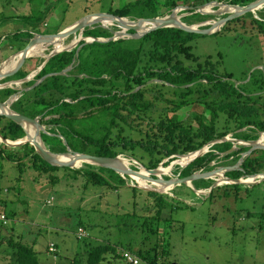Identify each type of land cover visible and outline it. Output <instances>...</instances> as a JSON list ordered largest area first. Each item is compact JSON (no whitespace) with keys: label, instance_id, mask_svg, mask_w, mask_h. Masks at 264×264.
I'll return each instance as SVG.
<instances>
[{"label":"trees","instance_id":"16d2710c","mask_svg":"<svg viewBox=\"0 0 264 264\" xmlns=\"http://www.w3.org/2000/svg\"><path fill=\"white\" fill-rule=\"evenodd\" d=\"M253 1L128 0L117 9H109V12L103 13L135 21L164 17L179 7H197L212 2L246 6ZM48 12L49 10L38 11L34 16L21 17L31 20L30 26L35 32L41 27ZM186 12L197 20L207 17L196 14L193 10ZM245 16L257 26L259 34L264 33V19L257 20L251 13L241 17ZM6 19L8 17H2L0 22ZM227 25L228 22L220 32L227 29ZM62 30L65 29H58L54 34ZM128 33L133 34V31ZM201 36L204 35L177 28H163L139 39L94 41L87 44L80 41L70 52H61L47 61L35 79L38 81L47 75L53 76L45 78L34 88L29 89L35 84L34 81H29L23 83L28 91L1 89L0 104L11 101L10 110L30 119L38 118L44 129L40 133L41 141L45 149L52 153H65L69 148L71 152L98 157L114 158L128 154L132 160H141L143 163H139L148 170L156 169L165 159L168 162L163 167H167L178 160L177 156L198 151L209 142L227 136L242 141L257 140L264 133V70L260 78L252 82L255 89L237 85L231 81L230 74L218 71L219 61L213 62V57L210 56L201 61L194 55L191 43ZM24 37L29 36H10L16 41ZM82 37L109 39L113 37V32L93 26L85 28ZM33 47L44 48L43 45ZM46 50L48 48L43 51ZM20 51L22 48L18 50ZM43 61L26 59L14 75L1 83L25 79ZM29 62L36 64L31 70L27 68ZM68 68L70 69L64 75H55ZM166 94H170L172 98H167ZM184 109L186 111L182 112ZM0 136L16 141L24 138L25 132L19 125L0 117ZM52 138L56 140L55 145L48 144ZM232 147L230 142L211 146L206 154L185 168H179L177 176L187 177L196 172L210 171L214 168L210 164L217 161L220 155H223L226 162L231 160L234 166L248 148L237 146L235 151L225 154ZM0 159L19 169L25 165L37 172L49 174L53 183L58 179L53 174L61 170L74 180L81 178L84 188L105 187L109 192H119L120 188L129 187L126 182L128 177L123 178L101 167L88 164H81L80 168L51 166L29 144L11 147L0 143ZM253 175H264L262 150H256L243 158L239 169L227 171L224 177L234 181ZM262 182L264 181L259 183ZM211 183V180L202 179L192 184L196 190H200L209 188ZM238 185L242 184L229 186L238 189ZM129 189L135 194L139 192L148 196L151 202L142 204L140 216L130 212L118 215L119 221L124 225L123 228L117 227L118 235L133 233L137 228L142 234L156 236L159 232L158 224L162 222V215L168 208L167 204L173 209L172 202L168 203L170 197L137 187ZM0 204L3 205V201L0 200ZM78 225L97 228V224L85 225L80 222ZM0 226L4 227L2 223ZM87 238L78 240L84 243L85 249L68 264H102L109 258L121 261L120 250L136 255L141 264H167V257L170 256L169 242H164L161 237L156 239L152 248L146 250L142 246L133 250L132 242L121 244L117 238L113 243L108 241L89 246ZM119 247L122 248L119 250ZM5 251L7 255L0 257L8 264H40L33 247L21 240L9 238Z\"/></svg>","mask_w":264,"mask_h":264},{"label":"rangeland","instance_id":"374dc122","mask_svg":"<svg viewBox=\"0 0 264 264\" xmlns=\"http://www.w3.org/2000/svg\"><path fill=\"white\" fill-rule=\"evenodd\" d=\"M127 1L0 0V19L8 17L6 21L0 22V65L11 57V54L14 55L20 48H25L38 36L54 34L56 30L65 29L87 15L109 12V9L115 10ZM207 7H211L212 12L220 14L208 16L200 14L207 17L197 20L191 17V13L179 10L176 16L178 15L177 17L186 26L197 27L211 23L200 27V29H208L209 26L217 24L232 14L220 12L221 6ZM46 10L49 12L46 13L45 20L35 32L30 26L31 20L21 17H31L38 11ZM251 14L253 18L263 20L264 6ZM93 26L101 27V24ZM213 27L218 33L193 40L191 46L194 55L201 61L208 56L213 57V62L219 61V72L230 74L231 81L237 85L250 90L255 89L252 82L260 78L264 70V33L257 32V26L250 22L248 16L229 21L227 29L222 32H220L222 26ZM101 28L110 29L113 35L121 32V28L114 24ZM125 32L126 34L122 37L128 39L129 31ZM12 35H28L29 37L16 41L10 38ZM74 36L66 38V43L71 42ZM36 45L47 46L48 52L52 50L50 41ZM33 64L36 65L34 62ZM29 81L37 83L35 76ZM12 89L25 90L26 88L20 84ZM166 97L172 98L170 94H166ZM184 111L186 109L182 112ZM55 141L52 138L48 144L55 145ZM127 155L121 156L120 160L124 165L137 171L136 167L139 169V164L143 162L138 159V162L134 160L137 163L132 162ZM164 162L167 163L168 159ZM231 162V160L224 161L223 155H220L217 161L210 164V167H214L210 171H217L219 179H206L212 182L209 188L214 183H218L219 186L211 190L200 189L203 191L202 195L196 194L193 184L192 188L187 185L163 188V183L153 182L148 178L133 179L145 187L160 189L162 194L170 197L168 203L172 202L173 209L171 210L170 204H167L168 208L162 218L168 221L162 219V222L158 224L159 232L156 236L142 234L137 228L133 233H122V236H119L117 227L123 228L124 225L119 221L118 215L130 212L140 216L142 204L151 202L148 196L136 191L135 194L129 189L135 185L133 180L125 178L128 188L122 187L119 192H109L105 187L84 188L81 178L74 180L71 175H66V172L61 170L53 174L58 178L53 183L50 181L49 174L37 172L25 165L19 169L0 159V200L3 201V205L0 204V215L3 213L8 219L7 226H0V255L3 257L7 255L6 243L9 238H12L32 246L40 264H68L85 249L84 243L78 241L81 239L76 237L78 224L81 222L85 225L97 224L95 229L80 226L88 237L86 240L89 246L108 241L113 243L117 238L121 244L132 242L133 250H137L140 246L146 250L152 248L156 239L161 237L164 242L166 240L169 242L170 256L167 257V264H264V217H262L264 182L257 184L258 179H255L256 184L238 185V189L226 186L220 178L222 175L220 171L233 167ZM80 167L81 165L76 166V168ZM179 168L177 164H173L170 171L160 177L164 180L175 178L180 171ZM165 169L164 167L161 171ZM134 226H136L135 223ZM50 244L57 247V253L54 255L48 252ZM121 248L119 247V250ZM0 264L8 263L0 257ZM102 264L123 263L117 258H109Z\"/></svg>","mask_w":264,"mask_h":264},{"label":"water","instance_id":"95a60500","mask_svg":"<svg viewBox=\"0 0 264 264\" xmlns=\"http://www.w3.org/2000/svg\"><path fill=\"white\" fill-rule=\"evenodd\" d=\"M212 6V7H217V6H224V7H230V8H236V10H238V12L233 13V14H229L227 16V18L221 20L220 22L217 23L218 26H223L225 25L227 22L234 20L238 17H241L245 14L248 13H254L257 9H259L260 7L264 6V0H255L253 2H251L250 4L246 5V6H232V5H228V4H223V3H217V2H212V3H208L205 5H201V6H197V7H179L176 8L174 10H172V12L169 15H166L164 17H157V18H148V19H138L135 21H129L126 18H120L118 16H114L112 14H108V13H95V14H91V15H87L84 18L80 19L79 21L75 22L73 27L74 30H68L69 27L65 28V30H62L56 34H51V35H40L38 36V38H35L33 40H31L27 46L25 48L22 49V51H20V53L22 54V56L19 59V62L17 64L16 67L8 70V71H1L2 65L4 63H6L8 61V59L10 57H8L5 61H3V63L0 65V81L5 80L8 77H11L12 75H14L23 65V63L25 62L26 59L31 58L27 56V52L28 50H30V48H32V46L36 45L37 43H44L46 41L49 40H54L57 37H65L68 38L69 36L75 34L76 32L79 31L80 36L82 37V32L83 30H85V28H89L92 27L94 24H101V23H87L84 24L82 22L89 20L90 17L92 16H98V17H107L109 18L114 25H116L118 28H121V32L118 33H114L113 37L109 38V39H93V38H84L82 37L80 41H84L86 44L87 43H92L94 41L97 42H109V41H116L118 39H125L124 37H122L123 35L126 34V32H124L122 29L126 28V31H133V34H129V38L131 39H139L141 37H143L144 35H146L147 33H150L154 30H158V29H163V28H177L179 30L188 32V33H194V34H199V35H204V36H208V35H212L217 33V31H214V25L213 26H209L208 29H200V27L203 26H207V25H202V26H186L185 24H183L181 21H174L171 19L174 14L176 15V12L179 10H184V11H192L196 14H206L208 15H216V14H220L218 12H210V13H203L200 12V10H202L204 7L207 6ZM178 16V15H177ZM157 23L156 26L154 27H149L146 30H144L142 33H138V31L136 30V28L132 25L129 26H125V23H132V24H140V23ZM70 25V27L72 26ZM216 25V24H215ZM101 27H104V25L101 24ZM68 30V31H66ZM88 39L90 41H88ZM77 47V46H76ZM74 47V48H76ZM54 48V47H53ZM52 48V49H53ZM74 48H69L63 51H52L50 52L49 56L47 58H45V60L43 61V63H41V65L39 67L36 68V70L32 73H30L25 79L23 80H19V81H11V82H5L0 84V90L1 89H6L5 86L10 85V84H14V83H26L27 81H29L30 77L32 75H36L38 74L42 68L45 66V64L47 63V61L52 58L53 56L61 53V52H70L71 50H73ZM70 68L57 73L55 75H64ZM53 76V74L51 75H47L43 78H41L40 80L37 81V83H35L31 88H34L36 85H38L42 80H44L47 77ZM12 88V87H11ZM28 89V90H29ZM28 90H22V91H28ZM11 101H7L3 104H0V117H4L12 122H14L15 124L19 125L25 132V137L16 141H9L5 138H3L2 136H0V142L7 145V146H11V147H17V146H22L25 144H29L34 148V151L36 154L39 155V157L45 161L47 164L51 165V166H56V167H62V168H76V163H79V165L81 164H88L91 166H96V167H101L104 169H108L111 170L113 172H115L116 174L120 175L121 177H128L129 179L133 180L132 176L138 177V178H148V180L153 181V182H161L164 183L167 187H171L174 188L176 186L179 185H187L189 187L192 188V183L194 181L197 180H206V179H214V180H218V176H217V171H210V172H205V173H201V172H196L193 173L190 176L187 177H175V178H169L168 180H164L160 177V170L163 167L164 163L166 162H162L159 164V166L156 169L153 170H148L146 168H144L141 164H139V167L142 168L144 170L145 173L149 174L147 177L142 176L141 172H140V168L136 170H132L130 167H128V165H124L121 164L120 159L122 158L121 156H116L114 158H109V157H98V156H91V155H87V154H80V153H76V152H71V150L69 148H67V151L65 153H59V154H55L52 153L48 150L45 149L42 141H41V137H40V133L44 131L43 127L39 124L38 122V118L35 119H30L26 116H23L21 114H18L12 110H10V106L9 103ZM33 129V134L30 133V130ZM262 136H264V133L260 134L259 138L255 141H242V140H236V139H232L229 136L224 137L220 140H214L212 142H209L207 145H205L202 149L189 153L187 155H180L177 156V159H183V158H189V161L185 163L184 166L177 164L181 169L185 168L186 166H188L190 163H192L194 160H196L197 158L203 156L204 154H206L209 151V148L215 144H220L223 142H230L233 147L230 149V151H228L225 154H229L232 153L233 151L236 150L237 146H243V147H247L248 151L244 154L241 155V158L239 159V161L233 166V167H229V168H225L223 171H220L222 173V178H224V182L228 185H235V184H243V185H254L256 184L255 179H261L260 181H256L257 184L261 181H264V175H253V176H249L246 179H240V180H234V181H229L228 179H226L224 177V174L227 171H232V170H236L239 169V166L242 162L243 158L248 157L252 152L256 151V150H262L264 151V137L262 138ZM61 157H68L67 161H63L61 160ZM127 160V159H126ZM178 160L171 162L167 168H172V165L175 164ZM132 162H135L134 160L131 159ZM137 163V162H135ZM129 164V163H128ZM166 168V167H165ZM249 179H252V181H248ZM134 181V180H133ZM135 182V181H134ZM219 186L218 183H214L212 185L211 188H209V190H211L212 188ZM131 187H137L138 189L144 190V191H151V192H156V193H163L155 188H145L142 187L140 185H138L135 182V185L131 186ZM195 192L197 195H202L203 191L202 190H196Z\"/></svg>","mask_w":264,"mask_h":264},{"label":"bare ground","instance_id":"6f19581e","mask_svg":"<svg viewBox=\"0 0 264 264\" xmlns=\"http://www.w3.org/2000/svg\"><path fill=\"white\" fill-rule=\"evenodd\" d=\"M221 8H222V10H220V12H228V13H232V14L238 12V10H236V8L223 7V6H221ZM201 12L210 13V12H212V9H211V7H205ZM171 19L173 20V22L174 21H180V19L176 15H174ZM92 22L101 23L104 26H112L113 25V22L109 18H107V17H98V16H92V17L89 18V20H86V21H84L82 23L87 24V23H92ZM125 24H126L125 26H129V25L134 26L136 28V30L138 31V33H142L147 28L154 27V26L157 25L156 22L155 23H144V22H142V23H140L138 25L137 24H132V23H125ZM208 24H211V23H206L204 25H208ZM73 26L74 25H72L71 27L69 26L68 30H70V31L74 30V28H76V27H73ZM216 26H217V24H216ZM68 30H66V31H68ZM122 30L125 32L126 28H123ZM73 36L75 38L71 42H69L68 44L65 41L66 40L65 37H57L54 40H49L52 43V48L54 47L49 52H48V50L43 51V50H45V48H48V47H44V48H38V47L30 48V50H28V52H27V56L28 57H38L40 59L45 60V58H47L49 56L50 52H52L53 50L54 51H63V50L69 49V48L70 49L74 48V47H76L79 44L78 42L81 40L82 37L80 36L79 31L76 32L75 34H73ZM88 41H90V40H88ZM21 56H22V54L20 52H17L14 55H12L8 59V61L2 65L1 71H8V70L16 67ZM40 64H41V62H40ZM34 76H36V75H32L30 77V79H32ZM20 84H23V83L22 82L14 83V84L7 85L5 87L6 88H11V87H14V86H18ZM30 133L33 134V129L30 130ZM61 160L67 161L68 157H61ZM188 161H189V158H183V159H180V162H177L175 164H180V165L184 166L185 163L188 162ZM120 162H121V164H123L121 160H120ZM169 171H170V167L169 168L166 167L165 171H161L160 170V175L166 174ZM140 172H141L142 176L143 175H149V174L145 173L143 169H140ZM132 178L136 179L137 177L132 176ZM220 178L224 182V179L222 178V175L220 176ZM248 181H252V179H249ZM136 183L138 185L142 186V187H145L142 184H140L139 182H136ZM162 187L164 188V187H167V186L163 183ZM145 188H149V187H145ZM157 190L161 191L160 189H157Z\"/></svg>","mask_w":264,"mask_h":264},{"label":"built area","instance_id":"2783aa9c","mask_svg":"<svg viewBox=\"0 0 264 264\" xmlns=\"http://www.w3.org/2000/svg\"><path fill=\"white\" fill-rule=\"evenodd\" d=\"M0 221L4 226L8 224V219L6 218L5 214L2 213L0 215ZM76 237L77 239H82L86 237V233L83 228L79 227L77 229ZM48 251L54 254L57 252V249L55 248V246H53V244H50ZM119 255L121 256L120 259L123 264H141L142 263L141 260L136 255L129 253L128 251L120 250Z\"/></svg>","mask_w":264,"mask_h":264},{"label":"crops","instance_id":"0c3cea01","mask_svg":"<svg viewBox=\"0 0 264 264\" xmlns=\"http://www.w3.org/2000/svg\"><path fill=\"white\" fill-rule=\"evenodd\" d=\"M13 51H15V50H13ZM13 51H12V52H13ZM17 52H18V50L16 51V53H17ZM10 53H11V52H10ZM11 56H12V54H11ZM28 59H29V58H28ZM32 66H33V67H32ZM35 66H36V65H34L33 62H32V63H30V64L27 66V68L31 70V69H33ZM35 70H36V69H35ZM31 72H32V71H31ZM33 72H34V71H33ZM27 82H28V81H27ZM0 237H1V233H0ZM5 237H7V236H5ZM4 242H5V241H4ZM55 248L57 249L56 246H55Z\"/></svg>","mask_w":264,"mask_h":264},{"label":"clouds","instance_id":"9594fccd","mask_svg":"<svg viewBox=\"0 0 264 264\" xmlns=\"http://www.w3.org/2000/svg\"><path fill=\"white\" fill-rule=\"evenodd\" d=\"M55 246V245H54Z\"/></svg>","mask_w":264,"mask_h":264}]
</instances>
